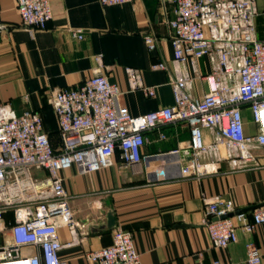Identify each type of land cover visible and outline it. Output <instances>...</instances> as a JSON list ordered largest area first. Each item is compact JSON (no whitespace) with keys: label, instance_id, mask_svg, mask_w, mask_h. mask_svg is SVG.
Masks as SVG:
<instances>
[{"label":"built area","instance_id":"built-area-1","mask_svg":"<svg viewBox=\"0 0 264 264\" xmlns=\"http://www.w3.org/2000/svg\"><path fill=\"white\" fill-rule=\"evenodd\" d=\"M103 6L132 0H98ZM173 6L168 21L173 48L171 106L133 115L119 102L121 90L103 72L75 87L56 89L50 103L56 115L60 144L53 147L39 112L16 113L0 104V264H67L59 251L79 241L78 222L68 203L61 170L89 173L112 164L119 151L120 167L142 160L147 133L166 138L164 128L184 124L189 138L161 152L148 170L154 180L201 176L226 161L232 168L258 166L264 148V40L255 34L256 0H164ZM19 17L32 33L52 18L50 0H15ZM6 28L0 19V30ZM81 39L82 30L70 28ZM149 51L151 34L143 35ZM209 68L201 71L199 60ZM165 68L163 62L152 64ZM130 90L153 96L138 69L126 67ZM202 93H192L195 80ZM244 111L253 128H248ZM35 171H41L40 175ZM204 226L212 246L234 243L238 230L252 232L264 224V205L239 211L230 198L204 195ZM11 220L6 221V213ZM70 239L62 242L59 228ZM246 263L260 264L261 252L246 243ZM87 264H143L132 234L121 227L111 244L85 253Z\"/></svg>","mask_w":264,"mask_h":264},{"label":"crops","instance_id":"crops-1","mask_svg":"<svg viewBox=\"0 0 264 264\" xmlns=\"http://www.w3.org/2000/svg\"><path fill=\"white\" fill-rule=\"evenodd\" d=\"M52 18L45 28L30 33L23 25L15 0H0V104L16 113L35 110L53 147L60 137L52 93L75 87L95 72L105 73L121 94L119 102L133 115L143 114L174 103L171 82L173 48L172 4L164 0H132L103 6L98 0H50ZM255 34L264 40V0H256ZM70 28L82 30L81 39L70 35ZM151 34L155 47L149 51L143 35ZM163 62L165 68L152 64ZM126 67H134L145 85L154 86V95L130 90ZM201 71L209 66L199 60ZM204 84L196 79L192 93L200 96ZM248 128H253L244 111ZM166 138L148 132L142 147V160L120 167L119 151L112 164L89 173L75 169L60 171L68 203L78 222L79 241L59 251L67 264H87L85 253L111 244L112 232L121 227L132 234L143 264H247L246 243L253 242L264 264V224L252 232L238 230L234 243L212 246L204 226V195L230 198L236 209L249 212L264 202V148L257 151L258 166L232 168L226 161L210 174L154 180L148 171L158 154L175 148L189 138L184 124L164 128ZM41 171H35L40 175ZM115 225L107 226L108 214ZM62 242L70 239L66 228H59Z\"/></svg>","mask_w":264,"mask_h":264},{"label":"water","instance_id":"water-1","mask_svg":"<svg viewBox=\"0 0 264 264\" xmlns=\"http://www.w3.org/2000/svg\"><path fill=\"white\" fill-rule=\"evenodd\" d=\"M261 205H264V202L261 203V204H258L256 206H253L252 209L257 207V206H261ZM239 211H241V210H239ZM107 218H108L107 226L109 228L113 227L115 225V217H114V215L112 213H109Z\"/></svg>","mask_w":264,"mask_h":264},{"label":"rangeland","instance_id":"rangeland-1","mask_svg":"<svg viewBox=\"0 0 264 264\" xmlns=\"http://www.w3.org/2000/svg\"><path fill=\"white\" fill-rule=\"evenodd\" d=\"M5 219H6V221H9V220L12 219V218H11V213H10V212L6 213V215H5Z\"/></svg>","mask_w":264,"mask_h":264}]
</instances>
